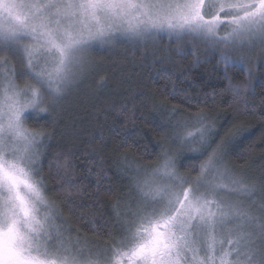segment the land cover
<instances>
[{
  "label": "snow or ice",
  "instance_id": "1",
  "mask_svg": "<svg viewBox=\"0 0 264 264\" xmlns=\"http://www.w3.org/2000/svg\"><path fill=\"white\" fill-rule=\"evenodd\" d=\"M164 38L204 44L250 79L248 55L264 51V0H0V264H264V180L228 166L201 112L157 125V165H137L113 218L94 226L106 245L74 236L65 219L80 191L73 154L44 174L51 133L40 122L95 71L93 53ZM168 144L193 155L178 166Z\"/></svg>",
  "mask_w": 264,
  "mask_h": 264
},
{
  "label": "trees",
  "instance_id": "2",
  "mask_svg": "<svg viewBox=\"0 0 264 264\" xmlns=\"http://www.w3.org/2000/svg\"><path fill=\"white\" fill-rule=\"evenodd\" d=\"M257 49L248 55L250 79L239 66L222 62L219 52L187 40L117 43L93 53L95 71L61 101L50 119L40 122L51 133L46 176L51 164L55 177L58 154L61 161L73 154L72 183L80 191L71 197L75 214L65 210L64 216L74 236L78 233L101 246L110 243L94 234V226L98 232L99 225L113 218V206L128 192L137 165H157L159 145L164 143L157 125L167 128L173 111L180 117L197 112L211 117L218 133L212 147L223 144L226 163L237 174L264 180V54L256 55ZM11 63L21 70L17 61ZM229 83L248 88L235 96L227 90ZM29 127L39 125L29 121ZM167 147L177 156L178 166L193 155ZM129 164L132 171L125 172ZM49 186L59 187L60 182L53 178Z\"/></svg>",
  "mask_w": 264,
  "mask_h": 264
},
{
  "label": "rangeland",
  "instance_id": "3",
  "mask_svg": "<svg viewBox=\"0 0 264 264\" xmlns=\"http://www.w3.org/2000/svg\"><path fill=\"white\" fill-rule=\"evenodd\" d=\"M255 54L258 55V56H260L261 54H264V51H262L261 49L258 48L257 49V52Z\"/></svg>",
  "mask_w": 264,
  "mask_h": 264
}]
</instances>
